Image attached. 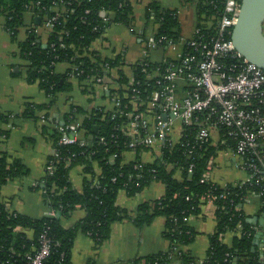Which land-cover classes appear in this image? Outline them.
Masks as SVG:
<instances>
[{
  "label": "trees",
  "instance_id": "1",
  "mask_svg": "<svg viewBox=\"0 0 264 264\" xmlns=\"http://www.w3.org/2000/svg\"><path fill=\"white\" fill-rule=\"evenodd\" d=\"M193 0H181L189 3ZM197 14L196 26L204 32L212 33L208 22L222 10V0H194ZM58 11L57 20L51 31L47 32L45 42L40 41L34 28L27 32L24 40L18 42L20 56L26 61V79L28 82L37 81L39 87L51 98L57 92L71 89L66 72L57 73L56 64L69 62L80 65L82 74L77 79L82 80L86 75L102 76L101 64L118 68L119 77L115 80V88L109 93V98L118 100V104L110 110L96 107L85 111L80 106H71L68 113L75 117L82 116L80 131L87 143L83 146L76 144H57L59 133L53 129L51 133L53 148L56 155H49L47 161L53 160V171L46 169L40 182L44 201L49 209L55 211L54 216L44 215L41 218H31L15 211H10L5 202L0 199V264H25V254L39 246L40 235L46 231L50 239V252L42 264H72L70 251L73 239L78 231L88 235L99 247L109 238L111 224L128 218L125 209L116 205V197L120 190L133 195L153 181L164 184L161 197L143 202L138 205L137 213L132 219L134 224L142 227L151 222L156 216L165 218L163 236L168 240V247L143 258L144 264H264L260 254L252 250L253 232L250 236L242 234L234 237L232 244L227 246L221 240L227 231L235 230L238 224L243 231L250 230L241 206L249 192L259 195L264 201L263 186L243 185L241 187L228 184L227 187L211 185L205 179L209 160H212L221 146H195L189 156L190 146L186 141H180L172 146L163 147L160 157L150 162H143L138 148L135 158L125 162L123 154L129 151L126 137L119 126L127 121L132 110L129 103L130 90L124 86L128 79L121 69L120 56L114 58L101 57L90 51V44L99 38L105 29L113 23L126 26L132 25L133 11L129 0H0V13L5 15L4 29L16 40L17 32L23 25L26 12L33 16H52ZM104 14L108 17L103 19ZM145 18L156 27L151 34L166 36L177 40L181 35L180 22L176 9L162 8L158 0H149L145 9ZM63 44L64 47L60 46ZM141 66H135L134 79L144 97L146 87L145 75L140 71ZM128 95V96H126ZM41 105L27 104L24 116H34ZM67 114L64 119H67ZM7 116L0 112V122L6 121ZM94 127V128H93ZM2 134L7 135L3 131ZM105 141L101 142L100 137ZM114 156L112 159L111 157ZM46 161V163H47ZM142 162L143 167L135 165ZM174 164V167H170ZM192 165L191 171H188ZM73 166H81L84 177L80 191L74 189L69 180V170ZM154 169L155 171H151ZM178 170L180 178L174 177ZM27 174L26 166L18 159L11 163L5 153H0V187L7 181ZM115 178L112 181V178ZM208 193L216 196L215 217L216 232L210 236L209 247L205 258L198 261L187 251L176 250L192 242L195 231L186 223L184 218L195 215L200 210V198ZM223 195V196H220ZM83 208L84 216L72 227L65 228L61 219L68 218L76 208ZM239 208L236 210V208ZM181 249V248H180ZM264 253V252H263Z\"/></svg>",
  "mask_w": 264,
  "mask_h": 264
},
{
  "label": "crops",
  "instance_id": "2",
  "mask_svg": "<svg viewBox=\"0 0 264 264\" xmlns=\"http://www.w3.org/2000/svg\"><path fill=\"white\" fill-rule=\"evenodd\" d=\"M129 1L133 11L132 25L129 27L113 23L89 46L91 51L101 57L120 56L121 69L128 80L132 77V63L141 59L140 39L151 34L156 27L145 18V9L149 0ZM158 2L162 8L177 10L183 37L193 36L197 22L194 0L189 3H183L181 0H158ZM36 17H39L38 21L35 20ZM42 21L43 17L33 16L30 12L24 14L23 25L19 27L14 42L16 49L12 52L11 58L6 57L0 64V112L7 116L6 121L0 122V153L6 154L9 163L18 159L27 168V174L13 178L0 187V199L12 211L31 218H41L49 211L39 185L45 174L47 158L53 151L50 136L53 129L63 122L64 115L69 112L71 106H80L87 112L96 107L112 109L114 104L110 101L109 92L104 85L115 88L114 81L119 77L118 68L115 67L110 72V78L107 77L104 80V85L100 84L95 87L96 89L94 88L98 92L97 98L101 99L96 102H94L95 98L83 96L94 89L88 91L76 80L70 81V90L57 92L52 98L39 87L37 81L28 82L25 67L27 63L20 56L18 42L26 38L28 28L32 25L35 26L34 31L40 41L45 42L47 33L42 29ZM4 23L5 17L0 14V27L5 33ZM131 45L135 48L129 51ZM15 51L18 57L14 56ZM168 54L171 53L158 49L151 52L150 58L158 61L163 55ZM7 66L10 69L9 73L5 69ZM69 68V62H60L56 64L55 71L64 73ZM11 75L20 77H11ZM29 103L41 105L42 108L36 109L34 116H24L23 112ZM78 118L82 119V116ZM2 131L7 135L2 134ZM211 146H216V143L213 142ZM136 154L134 151H126L123 154L124 161L133 160ZM138 154L145 162L154 159L152 151L143 150ZM207 173L209 180L219 185L236 184L246 179L245 171L237 165V157L233 152L225 149L218 150ZM83 177L81 166L70 168L69 180L77 191L82 188ZM174 177L180 178L178 170L174 172ZM163 193L164 184L160 181L151 182L133 195L120 190L116 197V205L126 210L128 218L112 223L109 238L99 247H95L88 235L78 231L71 246V263L144 264V257L165 251L169 243L163 236L164 217L156 216L149 224L142 227L136 226L132 221L139 204L157 199ZM241 211L245 215L249 228L253 231L252 247L260 254L264 263V206L259 195L249 192L241 206ZM84 214L83 208L76 207L68 218L61 219V224L65 228L72 227ZM186 223L195 231V236L191 243L181 246L180 250L189 252L200 263L205 258L210 236L217 229L215 207L212 204H203L197 214L187 218ZM238 236V230L227 231L222 235L221 240L230 246L233 238Z\"/></svg>",
  "mask_w": 264,
  "mask_h": 264
},
{
  "label": "built area",
  "instance_id": "3",
  "mask_svg": "<svg viewBox=\"0 0 264 264\" xmlns=\"http://www.w3.org/2000/svg\"><path fill=\"white\" fill-rule=\"evenodd\" d=\"M222 3V10L208 22L206 30L212 29L210 34L203 33L195 26L190 38L180 35L175 40L149 34L140 39L141 59L132 63V77L124 86L126 91L132 92L128 100L132 110L119 129L126 137L129 151L144 148L153 152L154 159L160 157L163 147L182 140L186 141V146H190L187 156L195 146L203 147L214 142L216 146L233 152L238 167L246 173V179L233 186L264 187V70L244 58L231 40L241 0H222ZM58 14L56 11L50 17H43L41 26L46 33L53 28ZM107 18L104 14L103 19ZM34 27L29 26L28 31ZM60 46L64 47L63 44ZM158 49L167 50L171 54L163 55L158 61L151 60V52ZM90 51L88 47L86 55ZM136 65L141 66L140 71L147 81L144 97L136 87L140 84L139 80L134 79ZM100 67L104 72L102 76L87 74L84 79L78 80L82 69L80 65L70 63L66 74L69 81L76 80L85 89L92 91L98 85H104V80L110 78L113 69L101 63ZM104 88L109 93L114 89L107 84ZM110 101L118 104L114 97ZM74 115L73 112L68 113L67 119L55 126L59 133L57 144L86 145L87 140L80 131L81 119ZM99 140L104 142V136ZM56 153L53 148L51 155ZM211 161L207 164L205 179L211 185L227 187V183L219 185L207 177ZM53 166V160L47 161L46 169L49 173L53 171ZM135 166L141 169L143 163ZM170 167H174V164H170ZM191 167L188 168L189 172ZM215 199L216 196L211 193L202 196L200 207L203 204L215 207ZM47 215L54 216L55 211L49 209ZM187 218L184 220L187 221ZM235 230H238L239 236H250L253 232L251 229L243 231L240 224ZM49 252L50 239L46 231H43L38 248L25 254V264H42ZM177 263L174 259L173 264Z\"/></svg>",
  "mask_w": 264,
  "mask_h": 264
},
{
  "label": "water",
  "instance_id": "4",
  "mask_svg": "<svg viewBox=\"0 0 264 264\" xmlns=\"http://www.w3.org/2000/svg\"><path fill=\"white\" fill-rule=\"evenodd\" d=\"M35 20L38 21L39 17ZM263 26L264 0H241L237 21L232 28L231 40L235 49L244 58L264 70Z\"/></svg>",
  "mask_w": 264,
  "mask_h": 264
},
{
  "label": "rangeland",
  "instance_id": "5",
  "mask_svg": "<svg viewBox=\"0 0 264 264\" xmlns=\"http://www.w3.org/2000/svg\"><path fill=\"white\" fill-rule=\"evenodd\" d=\"M0 14H1V16L5 17V15L3 13H0ZM8 38L11 40V36L7 32H5V33L2 32L1 27H0V64L3 62L2 60H5L6 57L11 58L12 52L16 49V43L14 44L15 40H11V41H13V42H11L10 40H8ZM134 48L135 47H133V45H131V47L129 48V51L133 50ZM14 56L18 57L16 51L14 53ZM5 69H6L7 73L10 72V69L8 68V66L5 67ZM11 77H20V76L19 75H15V76L11 75ZM95 89L90 93L83 94V96L86 98H95L94 102H96V100H98L99 98H97L98 92H96ZM99 100H101V99H99Z\"/></svg>",
  "mask_w": 264,
  "mask_h": 264
}]
</instances>
